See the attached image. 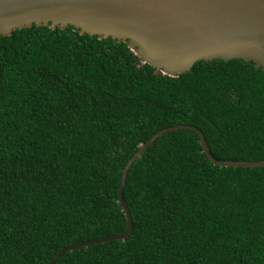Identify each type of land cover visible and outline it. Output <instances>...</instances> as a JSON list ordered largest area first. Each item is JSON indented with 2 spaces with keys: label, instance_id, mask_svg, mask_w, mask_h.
I'll return each mask as SVG.
<instances>
[{
  "label": "trees",
  "instance_id": "1",
  "mask_svg": "<svg viewBox=\"0 0 264 264\" xmlns=\"http://www.w3.org/2000/svg\"><path fill=\"white\" fill-rule=\"evenodd\" d=\"M178 124L215 160H264V72L231 58L172 77L71 25L0 35V264H48L124 233L121 170ZM121 196L129 235L53 264H264V166L212 164L193 130L148 144Z\"/></svg>",
  "mask_w": 264,
  "mask_h": 264
},
{
  "label": "water",
  "instance_id": "2",
  "mask_svg": "<svg viewBox=\"0 0 264 264\" xmlns=\"http://www.w3.org/2000/svg\"><path fill=\"white\" fill-rule=\"evenodd\" d=\"M31 24L50 29L71 25L79 34L123 41L143 62L172 77L199 60L231 58L251 61L264 72V0H0V35ZM175 129L195 131L201 151L214 165L264 166V160L213 159L201 131L192 125L161 128L138 145L121 170L117 202L127 230L64 246L48 264L74 247L129 235L131 216L121 196L127 170L158 135Z\"/></svg>",
  "mask_w": 264,
  "mask_h": 264
}]
</instances>
